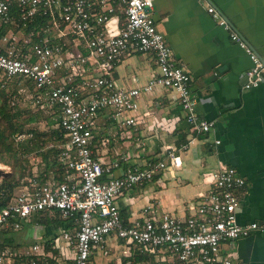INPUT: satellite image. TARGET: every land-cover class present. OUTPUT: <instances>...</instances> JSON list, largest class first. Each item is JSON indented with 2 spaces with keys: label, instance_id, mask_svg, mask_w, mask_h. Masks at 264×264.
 <instances>
[{
  "label": "built area",
  "instance_id": "1",
  "mask_svg": "<svg viewBox=\"0 0 264 264\" xmlns=\"http://www.w3.org/2000/svg\"><path fill=\"white\" fill-rule=\"evenodd\" d=\"M197 1L251 62L240 89L264 84L260 55L213 5ZM153 7L154 0H0V89L18 85L36 109L31 111L53 117L63 136L56 154L61 174H33L11 193L0 176V229L21 230L48 212L70 224L53 238L50 249L45 241L32 240L29 264H93L95 255L110 252L111 243L120 255L153 264H233V243L264 231L262 221H238L246 178L225 164L212 171L211 187L190 205L188 216L151 206L133 219L121 216L118 197L171 171L178 156L171 147L142 163L126 152L111 156L116 134L104 136L102 123L117 127L120 139L142 149L140 97L163 88L176 94L192 135L209 134L215 125L197 112L193 78L158 29ZM134 54L151 56L156 72L142 85L121 87L114 72ZM15 99L7 100L9 108ZM24 136L17 134V140ZM13 255L8 247L2 249L0 264H14Z\"/></svg>",
  "mask_w": 264,
  "mask_h": 264
},
{
  "label": "crops",
  "instance_id": "2",
  "mask_svg": "<svg viewBox=\"0 0 264 264\" xmlns=\"http://www.w3.org/2000/svg\"><path fill=\"white\" fill-rule=\"evenodd\" d=\"M206 3L213 5L264 59V0H206ZM153 16L178 63L193 78L197 112L215 125L209 134L192 135L183 120L176 94L163 88L140 97L143 126L139 133L145 143L142 149H136L135 141L120 139L117 127L102 123L104 136L116 134L111 156L115 151L126 152L134 162L142 163L160 155L167 147L174 148L178 156L171 171H164L153 181L118 197L116 204L121 216L124 219L140 216L144 206H151L157 212L188 216L191 206L211 187L212 171L225 164L235 167L246 178L238 221L264 222V84L240 89L244 71L251 62L206 11L205 4L197 0H154ZM155 72L151 56L134 54L116 67L114 78L119 86L132 87L146 83ZM45 216L23 224L19 240L13 241L17 248L12 251L13 263L24 257L21 262L29 264L25 259H33L26 244L29 238L50 245L68 223L61 219L47 223ZM7 230L0 229L2 242L11 241L6 237ZM110 247V251L114 250L113 243ZM232 249L237 253L233 264H264V231L238 239ZM133 258L114 259L100 254L94 256L93 264H144Z\"/></svg>",
  "mask_w": 264,
  "mask_h": 264
},
{
  "label": "rangeland",
  "instance_id": "3",
  "mask_svg": "<svg viewBox=\"0 0 264 264\" xmlns=\"http://www.w3.org/2000/svg\"><path fill=\"white\" fill-rule=\"evenodd\" d=\"M1 90V89H0ZM11 95L7 96L8 99L10 97L15 96L16 105L12 107V111H9L11 115H14V121H17L18 123L22 124L20 131L12 134L8 140L7 144L11 147V150H3L0 151V163L3 165L2 171H7L10 173V175L16 174H22L24 175L23 178L20 180V184L22 185L24 183H27L29 178H32L33 174L41 173L42 171H49V173L57 172L58 165L56 163V154H57V147L63 140V136L59 139H57L58 135H51L52 131L55 129V125H51L49 121H51V117H46L45 114L41 113L39 115L38 119L35 121H32L31 123H28L25 121L27 117L26 112H22L25 110L30 111V113H33L32 109L29 107V104L26 103L28 95L27 93L21 92V90L18 88V85H8L6 89ZM5 92L7 93V91ZM20 91V92H19ZM4 92V91H3ZM4 92V93H5ZM2 92L0 91V107H3L5 110L8 111L9 105H8V99L2 97ZM6 95V94H5ZM7 101V102H6ZM6 104V106H5ZM11 109V108H10ZM1 117V114H0ZM5 124V121L2 119L0 120V127H3ZM25 134L26 136L23 137L22 140H17V134ZM45 134V135H43ZM62 139V140H61ZM42 159V162L40 161ZM54 172H50V171ZM48 176V175H47ZM41 177H45V173L42 172ZM47 214V215H46ZM44 216L47 217L48 222L50 223L53 220H56L55 222H58L59 217L58 213L56 212H48ZM45 226V225H44ZM25 227V226H24ZM44 228V227H43ZM24 231V228L17 231H11L10 229L6 231V236L8 239H10V242H2L1 240H4L1 237L0 234V248H3L5 246H8V248L11 251H17V248H15L13 241H18V236L22 234ZM32 239L29 238L27 240L26 244H31ZM2 244V245H1ZM19 247V246H17ZM4 249V248H3ZM108 256L113 257L114 259H118L119 257L121 259L126 258L127 256L120 255L119 252L112 250L108 253ZM133 261L136 260V256H133ZM131 260V261H132ZM141 263L144 264H153L152 261L144 259L141 261ZM23 264V263H18ZM115 264V262L113 263ZM124 264V262H123Z\"/></svg>",
  "mask_w": 264,
  "mask_h": 264
},
{
  "label": "trees",
  "instance_id": "4",
  "mask_svg": "<svg viewBox=\"0 0 264 264\" xmlns=\"http://www.w3.org/2000/svg\"><path fill=\"white\" fill-rule=\"evenodd\" d=\"M0 91L2 92L1 95H2L3 98H5V96H6V99H4V102H5V100L8 99L7 96H9L10 93L8 91L6 93L4 89H1ZM5 106H6V104H5ZM9 111H12V108L11 109L8 108V111H7L3 107H0V114H1L0 120L2 119L3 121H5L4 126L0 127V151H3V150L10 151L11 147L7 144L8 138L12 134L22 130L21 129L22 124L18 123L17 121H14V119H13L14 115H11ZM22 112H26L28 114L26 119H25V121H27L28 123H31L32 121L37 120L39 115H40L39 113H30V111H28V110H25V111H22ZM49 123L51 125H53L54 121H49ZM43 135H45V134H43ZM51 135H58L57 139L58 138L60 139L62 137V132L59 129H54L52 131ZM56 163H57V161H56ZM57 165H58V163H57ZM50 172H54V171L52 170ZM61 172H62V169H61L60 166H58L57 172H54V174H61ZM13 173L9 177L3 179V186H4V188H5L7 193L13 192V190L17 186H19L21 178L24 177L23 173L22 174H18L17 176H16V174H13ZM44 173H45L46 177H47V175L49 176V174H50L49 171H44ZM42 216H44V215H42ZM69 225H70L69 223L65 224V226H69ZM46 249H50L49 244L46 245ZM23 258L21 260H19V261L17 260V262L15 260L14 264L22 263L21 261L23 260ZM135 258H136L137 261H140V262L145 259L144 257H135ZM25 261L29 263L28 258L25 259ZM49 264H54V261L53 260H49Z\"/></svg>",
  "mask_w": 264,
  "mask_h": 264
},
{
  "label": "water",
  "instance_id": "5",
  "mask_svg": "<svg viewBox=\"0 0 264 264\" xmlns=\"http://www.w3.org/2000/svg\"><path fill=\"white\" fill-rule=\"evenodd\" d=\"M246 41V40H245ZM248 45H249V43H248ZM249 46H251V45H249ZM261 57V56H260ZM262 58V57H261ZM263 59V58H262ZM263 61H264V59H263ZM0 176H2V177H9L10 176V173H8V172H4V171H2V170H0Z\"/></svg>",
  "mask_w": 264,
  "mask_h": 264
}]
</instances>
